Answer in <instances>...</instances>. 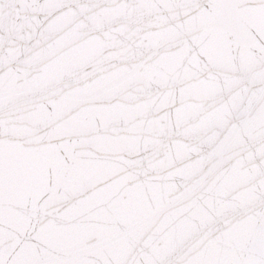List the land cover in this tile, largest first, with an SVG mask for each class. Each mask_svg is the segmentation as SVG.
<instances>
[{
  "label": "snow or ice",
  "instance_id": "snow-or-ice-1",
  "mask_svg": "<svg viewBox=\"0 0 264 264\" xmlns=\"http://www.w3.org/2000/svg\"><path fill=\"white\" fill-rule=\"evenodd\" d=\"M0 264H264V0H0Z\"/></svg>",
  "mask_w": 264,
  "mask_h": 264
}]
</instances>
